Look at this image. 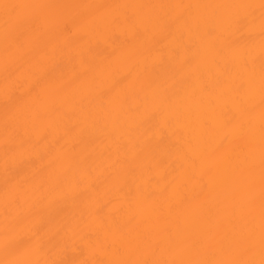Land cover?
<instances>
[{
    "label": "bare ground",
    "instance_id": "obj_1",
    "mask_svg": "<svg viewBox=\"0 0 264 264\" xmlns=\"http://www.w3.org/2000/svg\"><path fill=\"white\" fill-rule=\"evenodd\" d=\"M0 3L64 6L8 44L0 9V260L16 258L6 224L13 240L41 221L57 245L43 258L64 264L234 258L252 229L258 243L261 0ZM232 5L254 7H217Z\"/></svg>",
    "mask_w": 264,
    "mask_h": 264
},
{
    "label": "snow or ice",
    "instance_id": "obj_2",
    "mask_svg": "<svg viewBox=\"0 0 264 264\" xmlns=\"http://www.w3.org/2000/svg\"><path fill=\"white\" fill-rule=\"evenodd\" d=\"M64 7L61 5L50 4H21V3H0V9L3 10L4 19V37L6 44L10 41V27L19 25L24 21H32L35 24L47 25L49 23V15L47 10ZM175 8H191L193 6L174 5ZM217 7H234V8H252V5H232ZM262 12V23H264V0L260 4ZM19 45H8V49L13 54L19 51ZM262 59H264V41H262ZM262 92H264V74H262ZM243 133V129L238 130ZM249 144H252V136L249 132ZM260 164H261V213H260V233L257 243L254 229L250 230L248 240L243 247L242 253L234 258L225 259H191V258H174L171 260H155L152 264H264V124L260 131ZM57 187L63 191V174L54 177ZM43 188L44 185H41ZM19 221H17L18 223ZM14 225H5L4 229V248L7 256L16 258H6L0 260V264H64L63 260L55 258H43L54 254L56 249V241L54 235H49L46 230V224L42 221L33 225L30 235L27 238H19L9 240L8 234ZM257 250L259 259H256ZM173 255L180 256L181 253L176 249L171 250ZM110 264H148L147 261L135 259H116Z\"/></svg>",
    "mask_w": 264,
    "mask_h": 264
}]
</instances>
